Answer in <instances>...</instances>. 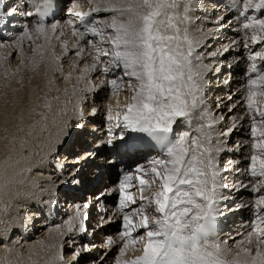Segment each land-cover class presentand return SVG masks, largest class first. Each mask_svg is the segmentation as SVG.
<instances>
[{
	"label": "snow or ice",
	"instance_id": "snow-or-ice-1",
	"mask_svg": "<svg viewBox=\"0 0 264 264\" xmlns=\"http://www.w3.org/2000/svg\"><path fill=\"white\" fill-rule=\"evenodd\" d=\"M86 3L87 11L73 3L67 10L73 18L63 25H48L50 4L41 0L35 5L36 23L26 20L11 43H0V49H14L20 57L16 70L6 67L11 51L0 56V67L12 77L25 69L43 76L48 92L61 91L53 89L55 75L68 82L63 100H50L47 92L43 96L48 112L54 103L61 105L63 116L71 112V122L65 120L60 127L57 145H67L75 135L95 137L94 131L87 132V117L102 109L88 105L90 95L107 90L110 99L126 93L123 105L119 100L115 108L105 105L111 125L108 139L95 138L92 145L82 140V151H70L71 160L60 165L61 173L68 175L65 184L82 186L84 165L102 155V148L114 145L118 159L126 155L120 149L140 143L129 133L144 134L159 152L147 164L122 169L115 186L97 175L90 196L74 204V214L66 221L68 234L87 236L93 219L98 226L114 223L106 213L109 197L118 193L122 243L114 264H264V64L258 63L264 62V0H231L234 19L217 14L208 29L197 24L201 0ZM20 7L0 0V20L33 17L31 11L18 12ZM100 13L107 15L98 18ZM226 26L236 35L214 48L216 33ZM255 45L259 50H253ZM240 48L247 51L248 62L240 97L233 100L229 93L231 103L218 102L214 110L207 98L210 74L238 63L239 56L230 62L226 58ZM66 61L71 70H66ZM22 81L20 76L17 82ZM244 129L250 138L229 146L232 135ZM241 152L242 157L225 159L228 153ZM242 161L248 163L241 167ZM11 167H0V216L9 211L19 175L10 173ZM243 192L250 196H241ZM242 210L249 212V221L242 238L230 244L220 238L218 222ZM54 231L57 239L64 235L60 226ZM107 245H116L113 237L107 238ZM38 246L45 253L55 249L44 264H63L62 245L40 241ZM90 251V244L83 243L74 253L76 264ZM130 252L140 254L125 258ZM38 254L29 253L30 264H39L33 259Z\"/></svg>",
	"mask_w": 264,
	"mask_h": 264
},
{
	"label": "bare ground",
	"instance_id": "bare-ground-1",
	"mask_svg": "<svg viewBox=\"0 0 264 264\" xmlns=\"http://www.w3.org/2000/svg\"><path fill=\"white\" fill-rule=\"evenodd\" d=\"M5 2H7V0H5ZM71 3L72 4H69L70 6H73V3L81 5L77 10L87 11L88 5L86 0H72ZM201 3L203 7L198 9L195 13L197 17L201 18L197 21V24L200 27L204 29L213 27L214 25L211 23V20H214L217 14L223 15L226 20L232 19L224 10H221L220 6L210 5V2H205L206 4H204L203 0H201ZM100 14H104V16L107 15L105 13ZM100 14H98V18H103L104 16ZM205 17L208 19H205ZM23 18L22 15L10 18L12 20L11 22L17 21L15 24L16 26L18 25L15 29L16 32L19 31L18 27H21L24 23ZM72 18L73 17L69 16L68 12H63L60 20L55 23L63 25L66 20ZM11 24L14 25L13 23ZM236 26L238 25H233V27ZM15 31L13 30L10 33L11 38H16L17 35L15 34ZM235 35L236 33L226 26L222 31L216 33L217 38L213 47L215 48L223 45L226 43V37L231 38ZM209 42L211 43L212 41ZM0 43L5 42L0 40ZM255 46H257V50H259L260 45ZM8 51L13 52L14 50L0 49V56L6 55ZM26 51H28L27 47ZM59 51L60 50L57 49L58 54ZM70 55L75 59L74 53H70ZM232 56H239L240 61L231 68L229 74L228 67L221 68L219 73L210 74V78L215 79L213 82L214 84L217 80L223 81L225 77H229V75L231 76L228 80L232 87L230 91L227 90V83L221 84L216 91L215 89H212V87L214 86L213 88H215L216 85H212V83L210 84L207 93V96L210 95V97L207 98L209 107L214 110L215 105L218 102L224 101L226 104L231 103L230 101H227V95L229 93L233 95V100L240 97L239 90L244 83V79L240 74L242 70L246 68L248 63L246 60L247 51L240 48L239 51L230 52L226 59ZM19 63L20 57L19 60L15 62L10 60L9 57L6 67L14 72ZM69 63L70 62L67 61L65 62L66 70H71ZM20 76L23 77V81L17 82L20 79ZM29 78H31V82H29ZM54 79L56 83L53 86V89L59 87L61 91L57 92L53 90L48 92V89L45 87L46 80L43 76L30 73L25 69V71L20 73L19 76L12 77L11 75H6L4 68L0 67V167L9 164L12 166L9 168L10 173H19L16 177V182L12 186L14 195L11 200L9 211L6 215L0 216V250L7 248L16 253L17 264H30L27 259L30 252H38L39 254L34 256L33 259L38 260L39 264H44L48 257L55 252V249L47 253L40 251L38 246V242L40 241H44L46 244L57 243L62 245L61 255L64 257L63 264H69L74 258L75 260L72 264H76L77 258L73 255L74 253L70 254L72 253L71 249L73 247V249L79 251L82 244L88 242L87 236L81 238L79 235L70 236L68 234L66 221L74 214V209L72 212L65 211L67 214L64 216V210L59 208V202L63 196L68 194L72 197L68 202H71L75 197L74 192L79 191H82L83 194L88 191V196H90L91 192L96 187L97 175L101 176L103 183H107V181L110 180L113 170L116 168L115 160L132 163V161L137 160V157L140 155L136 152L126 151L127 154L118 159L113 152L114 145L102 148V155H100L93 163L84 165V172L82 174L84 175V184L82 186L65 184L64 181L68 179V175L66 173H61L60 165L63 164V161L66 163L71 160V157L68 155L70 151H82V140L86 139L87 144L92 145L95 138H99V141H106L108 139L106 133L111 125L106 120L107 109L105 105L107 103H112L113 108H115L117 100L123 105L125 103L126 93H122L119 97H111L110 99H106L108 96L107 90H103L97 95H90L87 101L88 105L90 107L95 106L102 109V111L95 117H87V119L91 121V123L87 124V132L91 133L94 131L95 137L92 135H87L85 137L75 135L66 146L57 145L56 140L60 133V127H62L65 120L71 122V112H69L67 116H63L59 113V107H61V105L55 103L53 105V111L48 112L43 108V96L47 92L50 100H54V98L58 96L63 100V89L70 87V85L59 75H55ZM13 89H15V91H13ZM214 91L215 93L212 94L211 92ZM69 108H71V105H69ZM42 114L46 115V120L43 118ZM113 131H117V129L113 128ZM246 138H250L248 137L247 129L236 132L230 138L229 146L233 145L236 141ZM58 152L62 155V158H60L62 161H59L58 158L56 159ZM121 152L123 153L125 151L122 150ZM233 155H240L242 157L244 153H228L225 159L234 158ZM147 159L148 158L146 157L138 163L147 164ZM17 161H19V163H17ZM55 161H59L58 165L55 164ZM247 163L248 161H245L244 164L242 163L240 166L244 167ZM97 165L100 167L98 168ZM63 192L66 194L64 195ZM83 194L81 195V198L84 196ZM240 195L248 197L249 193L243 192ZM57 196L60 197L57 199ZM112 200L113 199L109 197V202ZM74 201L76 203L80 202V200ZM69 207L74 208V204L71 203ZM57 208L60 211L59 218L54 217ZM240 212H242L243 215L247 210H242ZM238 213L239 211L233 212L228 218V227L231 226L234 233L230 236H226V233L223 234V236H225L224 239H228L230 244L234 243L235 240L242 238L245 232H240V235H237L238 232L236 228L239 224L237 221ZM60 217L63 218L60 220ZM38 218L39 220H37ZM95 222L96 220L93 219V221H91V226H94L93 223ZM223 222H226L225 219ZM35 223H37V225L33 226ZM96 224L97 223H95V225ZM57 226H60L61 231L64 233V235L59 236L58 239L56 238L57 233L54 231ZM97 228L101 230L103 227ZM99 230L96 233V241H94L96 243H94L95 245L92 244L93 247H91V251L88 253L93 252L94 249L96 251L91 253L92 256L87 254L83 255V257L80 258L79 264H107L110 259L105 254L99 261L93 260V258H96L98 255V252H100V248L101 250L104 249L102 245L98 244L100 240L98 239V237H100V234H98ZM90 232L95 231L91 229ZM229 237L232 239H229ZM66 240H69L68 243L70 245L73 244V246L69 245L68 248H66L67 245L63 246ZM77 244L79 245L74 246ZM139 254V252H130L125 258L131 259L133 255ZM21 255L23 256L22 262L19 261Z\"/></svg>",
	"mask_w": 264,
	"mask_h": 264
},
{
	"label": "rangeland",
	"instance_id": "rangeland-1",
	"mask_svg": "<svg viewBox=\"0 0 264 264\" xmlns=\"http://www.w3.org/2000/svg\"><path fill=\"white\" fill-rule=\"evenodd\" d=\"M12 1H14V0H7V2H12ZM65 13V12H64ZM100 15H102V16H104V14H100ZM10 21H12L11 19H9ZM16 20V19H15ZM16 22L17 21H15L13 24L15 25L16 24ZM20 24V23H19ZM23 25V24H22ZM22 25H21V27H22ZM21 27H18V29H19V31H20V28ZM16 28H17V26H16ZM15 28V29H16ZM15 29H14V31H15ZM19 31H15V34L18 36L19 35ZM15 38H12L9 42H5L6 44L7 43H11L13 40H14ZM27 47V46H26ZM14 50V49H13ZM13 54H12V56L10 57V60H12L13 62H15V61H17V60H19V56L16 54V52H15V50L12 52ZM208 98L210 97V95H208L207 96ZM66 146V145H65ZM75 151V150H74ZM61 155V153H57V156H56V159L57 158H59V156ZM59 160V159H58ZM59 161H62V159H60ZM59 161H55V164H57L58 165V163H59ZM141 162V161H140ZM63 163H64V161H63ZM54 164V165H55ZM139 164V163H138ZM86 176V175H85ZM105 184H107L108 185V181H107V183H105ZM110 186V185H109ZM83 194V193H82ZM85 195H87L88 196V194H89V192L87 191V192H85L84 193ZM83 194V195H84ZM84 195V196H85ZM87 196H85V198H87ZM249 196H250V193H249ZM60 196H57V199L59 198ZM117 197V194H114L112 197H110V198H112L113 200L112 201H110L109 202V210H108V212H107V216L110 218V219H114V223H109V224H105V225H103V226H98L97 224V227H103L101 230H99L97 227H96V225H95V223H93V225L94 226H91L90 227V229H89V232H90V230L91 229H93L95 232H94V235H93V242H92V244L93 245H95L94 243H96V242H94V241H96V233H97V231L99 230V232H98V234H100V237H98V239H100L99 240V242H98V244H100V245H102L103 247H104V249L103 250H101V248H100V252H98V255L96 256V258L94 257L93 258V260L94 261H99L100 259H101V257L103 256V255H107V257L108 258H110L109 260H108V262H107V264H113L114 263V261H115V255L117 254V251H118V247L120 246V244H118V240L116 239V235H115V233H117L118 231H120L121 230V222H122V219H121V217H122V214L118 211V209H117V207L116 206H114L115 204H117V201H118V198H116ZM80 202H82V199L80 200ZM47 204V203H46ZM112 209V210H111ZM110 210H111V212H110ZM56 212H55V216L54 217H57V218H59V214H60V211H59V209L57 208L56 210H55ZM67 214V212H64V216ZM68 216H69V214H68ZM37 220H39V218L37 219ZM93 221V220H92ZM38 222V221H37ZM35 225H37V223H35L33 226H35ZM102 232V233H101ZM115 235V236H114ZM109 236H111V237H113V239L116 241V245L115 246H112V247H109L108 245H107V238L109 237ZM119 236V235H118ZM69 240H66V242L63 244V246H66V248H68L69 247ZM67 243V244H66ZM86 243V242H85ZM87 243H89V242H87ZM80 244V243H79ZM79 244H77V245H74V246H78ZM92 244H91V246H90V248L91 247H93L92 246ZM70 246H73V244L72 245H70ZM75 248V247H74ZM77 248V247H76ZM72 249H73V247H72ZM71 249V252L72 253H70V254H73V253H75L76 252V250L75 249H73L72 250ZM106 250V251H105ZM94 251H96L95 249L93 250V252ZM93 252H91V253H93ZM91 253H85L84 255H89V256H92L91 255ZM74 255V254H73ZM66 256H67V254H66ZM66 259H68V258H66ZM74 260H75V258H74ZM73 259H72V262H69V264H72L73 263V261H74ZM102 261V260H101ZM84 263H86V262H84ZM100 264V263H99Z\"/></svg>",
	"mask_w": 264,
	"mask_h": 264
},
{
	"label": "clouds",
	"instance_id": "clouds-1",
	"mask_svg": "<svg viewBox=\"0 0 264 264\" xmlns=\"http://www.w3.org/2000/svg\"><path fill=\"white\" fill-rule=\"evenodd\" d=\"M5 258H7L8 264H17L16 253L7 248L0 250V264H5Z\"/></svg>",
	"mask_w": 264,
	"mask_h": 264
}]
</instances>
